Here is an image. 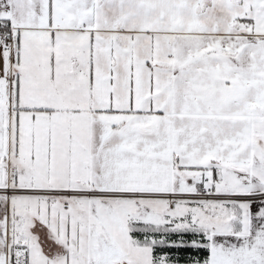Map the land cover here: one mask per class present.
<instances>
[{"label": "snow or ice", "instance_id": "6c2138e0", "mask_svg": "<svg viewBox=\"0 0 264 264\" xmlns=\"http://www.w3.org/2000/svg\"><path fill=\"white\" fill-rule=\"evenodd\" d=\"M0 264H264V0H0Z\"/></svg>", "mask_w": 264, "mask_h": 264}]
</instances>
